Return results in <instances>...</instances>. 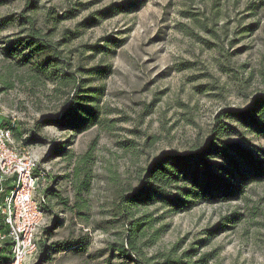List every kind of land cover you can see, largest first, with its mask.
I'll return each instance as SVG.
<instances>
[{"label":"rangeland","instance_id":"rangeland-1","mask_svg":"<svg viewBox=\"0 0 264 264\" xmlns=\"http://www.w3.org/2000/svg\"><path fill=\"white\" fill-rule=\"evenodd\" d=\"M3 2L0 19L11 20L0 27V48L18 37L25 13L52 40L74 32L64 47L72 70L108 68L88 82L102 87L99 123L74 134L37 126L59 116L68 88L34 83L29 67L13 66L0 49V112L32 140L48 186L66 202L49 198L50 230L40 232L33 264H130L110 250L129 227L115 209L118 196L137 188L161 154L202 144L221 110L264 99V0H31L34 9L28 0ZM224 121L236 131L227 139L264 163V138ZM142 214L153 220L147 239L158 230L142 248L147 257L175 247L173 256L186 252L193 264H264V182L229 202L182 213L157 203L135 217ZM57 242L66 249L45 248Z\"/></svg>","mask_w":264,"mask_h":264},{"label":"trees","instance_id":"trees-1","mask_svg":"<svg viewBox=\"0 0 264 264\" xmlns=\"http://www.w3.org/2000/svg\"><path fill=\"white\" fill-rule=\"evenodd\" d=\"M3 3L0 0V5ZM28 4L29 9H34L31 0H28ZM24 14L16 21L20 27L18 37L8 40L6 47L0 48L2 55L12 60L11 64L17 68L28 66L29 77L34 83L44 85L50 82L58 89L68 88L59 116L45 118L37 126L50 124L58 129L80 134L97 125L100 121L99 98L102 87L90 86L88 82L93 76L106 77L108 68L93 66L79 70L80 72L72 70V63L64 47L67 35H74V32L65 30L63 38L52 40L49 33H44L36 26L33 16ZM8 20L11 18L0 19V27L9 24ZM77 73L88 78L77 76ZM224 120L264 138V99L253 100L243 111L221 110L214 117L209 135L202 144L184 155L161 154L142 170L139 186L129 193L120 194L115 205L118 217L125 225H129L124 239L110 245V250L116 252V257L130 264H193L186 260V252L179 257L173 256L175 247L168 252L147 257L142 248L153 243L158 230L151 232L150 239H147L148 232L153 228V220L147 214L135 217V212L140 207L158 203L170 211L182 213L192 209L198 202L218 204L238 199L249 185L264 182V163L254 160L245 149L227 139L236 131ZM14 134L21 139L18 130ZM29 143L32 140L23 139V144ZM45 198L47 212L50 211L49 198L66 203L53 186L46 188ZM49 230L46 228V232ZM83 243L76 242L80 248L85 247L86 244ZM45 248L60 251L66 249V246L57 242Z\"/></svg>","mask_w":264,"mask_h":264},{"label":"built area","instance_id":"built-area-1","mask_svg":"<svg viewBox=\"0 0 264 264\" xmlns=\"http://www.w3.org/2000/svg\"><path fill=\"white\" fill-rule=\"evenodd\" d=\"M16 119L0 112V264H33L39 234L48 226L45 190L48 171L14 140Z\"/></svg>","mask_w":264,"mask_h":264}]
</instances>
